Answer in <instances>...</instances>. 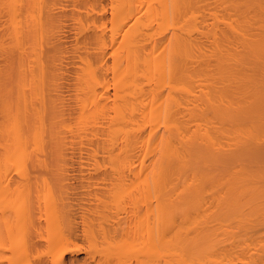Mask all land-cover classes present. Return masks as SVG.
Wrapping results in <instances>:
<instances>
[{"label":"bare ground","instance_id":"bare-ground-1","mask_svg":"<svg viewBox=\"0 0 264 264\" xmlns=\"http://www.w3.org/2000/svg\"><path fill=\"white\" fill-rule=\"evenodd\" d=\"M101 2L0 0V261L28 264L44 241L52 264L80 247L70 263L264 264V0L203 21L198 0ZM69 117L85 137L97 122L103 149L80 161L92 173L70 169L109 183L69 188L83 203L59 189L75 205L44 172Z\"/></svg>","mask_w":264,"mask_h":264},{"label":"rangeland","instance_id":"rangeland-1","mask_svg":"<svg viewBox=\"0 0 264 264\" xmlns=\"http://www.w3.org/2000/svg\"><path fill=\"white\" fill-rule=\"evenodd\" d=\"M76 1L81 3L83 0H76ZM102 1H103V3H102V2H101V3H102V4L105 3V5H106V6L104 5V6H105V7L103 8L104 11H103V9H102V11H103V12H106V14H108L109 8H108V6H107L105 0H102ZM198 1H199L198 3H200V5H198V6L200 7V9H204V8H206L205 6L208 5V6H209L208 9H211L212 7H210V6H213V8H212L213 11H215L214 9L217 10L218 6H220V4H221V0H219V2H218V0H198ZM202 1H203V2H202ZM210 2H211V3H210ZM222 3H223V1H222ZM201 5H202V6L204 5V8H203ZM214 5L216 6V8L214 7ZM223 5H224V4H222L220 7L222 8ZM220 7L218 8L219 13H220V10H223V9H224V8L221 9ZM223 7H224V6H223ZM105 9H108V10H105ZM200 9H199L200 12L198 13L200 16H199V18H198V17H197V18H198V19H201V20L203 21V19H202L203 15H202V14L204 13L205 10H206V13H207L208 9L206 8V9H204L203 11H201ZM202 12H203V13H202ZM222 12H223V11H222ZM222 12H221V13H222ZM206 13H204V14L207 15ZM106 14L103 13V16H105ZM205 15H204V17L207 18V19L205 18V20H208V15H207V16H205ZM201 16H202V17H201ZM204 17H203V18H204ZM209 20H210V19H209ZM205 22H206V21H205ZM89 23H90V21H89ZM89 28H90V27H89ZM89 28L87 27L88 30H89ZM90 29H91V28H90ZM89 31H90V30H89ZM80 44H81V43H80ZM80 44L78 43L77 45L80 46ZM44 45H45V44H44ZM70 50H71V49H70ZM69 55H72V54L69 53ZM194 63H195V62H194ZM192 64H193V63H192ZM103 70H104L103 72H107V73L109 72L108 70H107V71H106L105 69H103ZM71 81H72V80H70V82H71ZM71 83H72V82H71ZM65 84H66V83H65ZM67 85H68V84L64 85L65 87L62 88V89H64V94H65V91H68V93L74 91V87H73V89H72V86H73L72 84H71L72 86L70 85V89H69V86H68L67 89H65V88L67 87ZM109 87H110V88H109ZM109 87H108L107 90H110V89H111V86H110V85H109ZM71 89H72L73 91H72ZM64 97H65V96H64ZM66 99H67V100H66ZM70 99H71V101H74V100H72V99H73L72 96H71L70 98H69V96H68V98H67V96L65 97V102L67 101V102L65 103L66 106H68L67 103L70 102ZM68 100H69V101H68ZM74 102H75V101H74ZM185 102H186V101H185ZM189 103H190V102H189ZM70 104H71V103H70ZM72 104H73V105H72ZM72 104L70 105L71 107L75 105L74 103H72ZM66 106H65V108H67ZM66 117H67V116H66ZM69 118H70L71 120H70ZM69 118H68V119H67V118H65V119L63 118V119L65 120L64 123H66V124H68V126H72V128H74V127H75V126H74V122H72V121H74V120H72V119H74V118H72V117H69ZM66 119H67V120H66ZM68 120H70L72 123H71L70 121H68ZM67 121H68L69 123H68ZM98 122H99V121H98ZM70 123L73 124V125H69ZM95 123H97V122H95ZM95 123H94V124H95ZM94 124H90V125H91L90 128L93 129V130L90 129V131H93L95 134L93 133V135H92V132H87V131H86L87 134H89L88 137H85V136H87V135H85V134H86V133H85V130H84V131L81 130V131H83V132H81V131L77 132L78 130H76V129L74 128V130L76 131V132H75L74 130H72V128H70V130L68 131L67 128L69 129V127L64 128L65 130H64V129H63V130L61 129V130H62V131H61L62 133H63V132H64V133L66 132L65 134L63 133L64 135H61L62 138H65V139H63V140H64L63 143L65 144V145L63 144V146H64L65 149L62 148L63 150H62V149L59 150V154L57 153L58 155H56V156H57V158H58L59 155L62 154V153L64 154V152H65L64 150H66V152H65L64 155H65L66 158H69V159H68L69 161L71 160L72 162H71V161H70V162H69V161H66V159L63 158V156H64L63 154H62V157H61V155H60V157H61L62 159H65V161H64V160L60 161L61 158H58L57 160H54V161H53V159L56 158L55 156H54V158H53V156H52V158H51V157H46V156H45L47 159H48V158H51V159H52L51 161H53V163H51V161H50V159H49L48 164L50 163V165H47V169L44 168V169L47 170V171L45 170L44 172H49L50 175L52 174V175L50 176L51 178H49V179L54 178V179H52V180L50 181V182H52V183H50V185H52L53 183H54V184H55V183H56V184H57V183L59 184V186H58V184H57V185L55 184V185H52L51 187H52V188H55V187H56V189H54V190H56V191H57V190L59 191V189H60V191H61L62 189L65 190L64 188H65V187H66V188L68 187V188L65 190L66 192H65V191L62 192L63 190L61 191L63 194H64V193H67V194H64V196L67 197V198H68V196H66V195H70V196L72 195L71 197L74 198V192H75V194H76L75 196H77V195L80 193L81 196L79 195V197H81L82 199H83V196H84L83 192H87V191H89L90 194H91V193L94 194L95 191L98 192V191L100 190V191H99L100 193H101V192L105 193V192L107 191L108 186H109V183H104V180H102V179H100V178H98L99 180H97V181H99V183H100V181H101L100 185H99V183L97 184V181L95 180L96 182L91 181V183H92V182L94 183V184L92 183V186H91V184L89 185V183H88L87 181L85 182L84 180H81V179L77 178V177L79 176L78 173H80V175H81V172H82V174L85 173V171L83 172V169H84V168L86 169V171H87V170L90 171V173L93 172V170H92L93 167H92V166H90V168H91V170H90V169H88V168H89V165H84V168H83L82 166L79 167V166H80L79 164H80V161H84V160L86 161V160H87V159H86L87 156H90V155H88V150H89V152H91L90 149L95 147V145H94V147H92L93 144H95V142H93V141H97V139H98V141H97L96 145H98V148H99V151L97 152V154H98L97 156L101 159V154H100V153H102V152H100V151H101V150L103 151V149H100V148H101V147H100L101 145H99V144H101L100 142H102V139H101L102 137H100V136L98 135V134L101 133V131L96 130L97 132H95V128H97V127H96ZM96 125H97V124H96ZM93 126H95V128H93ZM88 127H89V124H88V126H87L85 129H86V130H89ZM66 130H67L68 132H67ZM100 130H101V129H100ZM137 130H139V131H137ZM137 130H136V132H138V136H139V134H140V130H142V129H137ZM70 131H71V132H70ZM98 131H99V133H98ZM69 132H70V133H69ZM136 132H135V133H136ZM62 133H61V134H62ZM68 133H69V134H68ZM78 133H79V134H78ZM81 133H83V135H81ZM96 133H97V135H96ZM90 134H91L93 137H92ZM65 135H67V136H65ZM76 135H77V137H76ZM78 135H79V136H78ZM84 135H85V136H84ZM95 135H96L97 137H96ZM100 135H101V134H100ZM135 135H136V136H135L134 138L137 137V134H135ZM72 136H73V137H72ZM74 136H75V137H74ZM82 136H83V137H82ZM89 136H91L93 140H90L91 137H89ZM94 136H95V137H94ZM98 137H99L101 140H100ZM66 138H67V139H66ZM89 138H90V139H89ZM95 138H97V139H95ZM72 139H73V140H72ZM75 139H76V140H75ZM68 141H71V142L68 143ZM89 141H90V142H89ZM65 142H66V143H65ZM85 142H86V143H85ZM98 142H99V143H98ZM75 143H76V144H75ZM92 143H93V144H92ZM118 143H119V142H118ZM66 144H67V145H66ZM91 144H92V146H91V148H90V146H88V145H91ZM69 145H70V146H69ZM75 145H76L78 148H75V147H76ZM84 145H85V146H84ZM87 146H88L89 149L87 148ZM133 146H134V145H133ZM135 146H136V147H135ZM135 146H134V147H131V148H132L131 150H130V148H129L130 153H131V154H132V152L134 153V154H132L133 156H135V155L138 153V150H139L138 147H137V145H135ZM61 147H62V146H61ZM83 148H85V149H83ZM102 148H103V147H102ZM75 149H76V150H75ZM137 149H138V150H137ZM69 150H70V151H69ZM79 150H80V151H79ZM136 150H137V151H136ZM60 151H61V153H60ZM62 151H64V152H62ZM80 152H81V153H80ZM48 153H49V151H48ZM48 153H47V154H48ZM78 153H79V154H78ZM105 153H106V152H105ZM49 154H50V153H49ZM90 154H91V153H90ZM51 155H52V154H51ZM71 155H72V156H71ZM85 155H86V156H85ZM39 156H40V157L42 156V155H40V152H39ZM67 156H68V157H67ZM74 157H75V158H74ZM46 158H45V160L47 161ZM80 158H83V159L80 160ZM133 158L136 159V156L133 157ZM42 159H43V158H42ZM72 159H73V160H72ZM135 159H134V160H135ZM58 160L60 161V163H62L63 161H64L65 164L68 163V162H69V164L71 163L70 165H69V164H66L67 166L65 165V166L67 167V169H68V168H69V169L67 170V169L63 168L62 164H60ZM101 160H102V159H101ZM55 161H58V163L61 165V166H59V164H58V167H59V170H58V171H61V170H62V171L59 172V173L56 172V174H57V173L59 174V175H57V176H56L55 174H53V171L56 170V169H58L57 164L54 165V162H55ZM99 161H100V160H99ZM103 161H105V160H103ZM78 162H79V163H78ZM64 163H63V164H64ZM68 165H69V167H68ZM49 166H52V167H54V168H50L51 170L49 171V169H48ZM65 166H64V167H65ZM73 166H74V167H73ZM87 166H88V167H87ZM61 167H62L64 170H63ZM70 167H73V169H75V170L78 169V170H77L78 173H75V172H76L75 170H74V172H73V171H72L73 169H72V168L70 169ZM80 168H82V169H80ZM52 169H53V170H52ZM65 170H66V171H65ZM79 170H80V171H79ZM88 171H87V173H88ZM91 171H92V172H91ZM49 173H45V174L48 175ZM72 173H74L75 175H73ZM87 173H86V174H87ZM54 175H55V176H54ZM77 175H78V176H77ZM48 176H49V175H48ZM61 176H62V177H61ZM73 176H74V177H73ZM76 176H77V177H76ZM41 177H42V175H41ZM41 177L38 179L39 181H42L43 178H41ZM45 177L47 178V179H46V182H47L48 185H49L48 177H47V176H45ZM67 177H68V178L70 177L71 180L67 179ZM72 178H73V179H72ZM56 179H57V180H56ZM58 179H59V182H58ZM62 179H63V180H62ZM73 180H74V181H73ZM80 180L84 182V183L82 182V184H83L82 187H79V188H78V189L81 188V189H80L81 191L78 190V189L76 190V187H78V184H79V183L81 184V181H80ZM54 181H55V182H54ZM56 181H57V182H56ZM64 181H65V182H64ZM72 181L74 182V184H72ZM75 181L78 182V183H75ZM79 181H80V182H79ZM69 182H70L71 184H70ZM102 182H103L104 184H103ZM38 183H40V182H38ZM44 183H45V182H44ZM85 183H86V184H85ZM87 183H88V184H87ZM45 184H46V183H45ZM60 184H61V185H60ZM75 184H77V186H76ZM84 184H85L87 187H86ZM95 184L98 185L97 188H95V187H96ZM105 184H107L108 186L106 187ZM41 185H42V183H41L40 185H39V184H36V187H37V186L39 187V186H41ZM93 185H94V186H93ZM62 186H63V188H62ZM72 186H75V187H72ZM79 186H80V185H79ZM84 186H85V188H83ZM104 186H105L106 190H105V188L102 189V187H104ZM41 187H42V188H41ZM41 187H39L38 190L41 188L42 190H41V189H40V190H41V191H44L43 188H45V185H44V187H43V185H42ZM57 187H59V188L57 189ZM89 187H90V188L93 187V188H91V189H95L94 192H92L93 190H91V191H90V190H87V191H86V188L88 189ZM69 188H71V189H73V190H74V188H75V190L77 191V193H76V191H74V192H70L71 189H69ZM90 188H89V189H90ZM99 188H100V189H99ZM84 189H85V191H84ZM96 189H97V190H96ZM40 190H39V191H40ZM68 190H69V192H67ZM73 190H72V191H73ZM102 190H104L105 192L102 191ZM39 191H38V192H39ZM58 191H57V193L59 194L60 191H59V192H58ZM78 191H79V192H78ZM61 192H60L59 196H57V201H58L59 203H61L60 201H61V199L63 198V197H62L63 194H61ZM97 192H95V193H97ZM99 192H98V193H99ZM81 193H82V194H81ZM39 194L42 195V192H39ZM41 195H40V196H41ZM82 195H83V196H82ZM60 196H61L62 198H61ZM70 196H69V197H70ZM77 197H78V196H77ZM58 198H61V199L58 200ZM35 199H36V198H35ZM35 199H34V200H35ZM39 199H41V198H39ZM65 199H66V198H65ZM70 199H71V198H70ZM74 199H75L74 202H75V201H77V202L80 201V198H78V200H77V198H74ZM82 199H81V200H82ZM37 200H38V199H37ZM37 200H36V202H35V201H34V202L37 203V202H38ZM62 200H63L62 204H64V205H66V202H67V205H73V204H74V203L71 201L72 199H71L70 201H67V199H66V201H65L64 199H62ZM68 200H69V198H68ZM39 201H40V200H39ZM69 202H70V203H69ZM39 203H40V204H39ZM39 203H38L37 205H39V206L42 205V206H43L42 201L39 202ZM41 203H42V204H41ZM71 203H72V204H71ZM79 203H83V202L81 201V202H79ZM76 204H77V203H76ZM34 205H35V206H34V209L37 211V212L34 211V214L36 213L35 216L38 214L37 217H39V218H37V217L35 218V217H34V219H35V220L39 219V221H38V220H37V221H34V219H33V221H34L35 223L37 222V223H36V227H38V225L41 224V222H42L41 220H43V218H41V216L43 217V215L40 216V215H39V212H40V211H43L44 207L41 208L42 206L39 207V206H37L36 204H34ZM74 205H75V204H74ZM36 206H37V208H35ZM38 207H39V208H38ZM40 208H41V209H40ZM39 209H40V211H38ZM111 210H112V209L109 208L108 212L111 211ZM114 210H115V209H114ZM114 210H113V212H115ZM121 211H122V210H120V212L118 211L116 214L114 213V215L117 216V214L119 213L118 216H120V215H121ZM108 212H107V213H108ZM113 212H112V213L109 212V213H110V214H113ZM40 214H42V213H40ZM122 214H123V213H122ZM33 216H34V215H33ZM89 217H92V216L89 215ZM93 217L95 218L94 221L97 220V217H96V216H93ZM111 217H114V216H111ZM40 218H41V219H40ZM114 218H115V217H114ZM114 218H110V217H109V214H108V219H109V220L114 219ZM80 221H81V218H79V222H80ZM81 222H82V221H81ZM81 222L78 224V229H79V228L81 229V227H82V223H81ZM35 223H34V225H35ZM42 223L44 224V221H43ZM37 224H38V225H37ZM80 224H81V226H80ZM34 225H33V226H34ZM39 226H40V225H39ZM42 226H43V225H42ZM80 229H79V230H80ZM78 237H82V238H78ZM78 237H77V238H78L79 240H78V239H75V240H78L80 243H78V242H76V241H74V240H72V241H74V242H76V243H78V244H81V243L83 244V242H85V241L82 240V241H83V242H82V241L80 240V239H83V236H81L80 233H79V234H78ZM42 245H44V241H43V244H42ZM42 245L37 247V249H39V247H41L40 249H42V250H41L42 253H41V251H40V252H36V253H38V254H37V255H38V256H37L38 258L36 257V255H35V257H34V255H32V256L34 257V260L32 259L33 257L30 256L31 258L29 257L28 260L31 261V262H29L28 264H31V263L35 264V263H36L35 261H37V259H38V261H41V259H43V258L48 259V258L52 257L51 255L48 256V258H47V256H45L46 253H47V252H46V248H45V246H43L45 249L42 248ZM79 246H80V245H79ZM40 249H39V250H40ZM34 252H35V251H34ZM34 252H33V254H36V253H34ZM78 252H79V253H78ZM78 252H77L76 250H75V251H72L71 253H70V251L66 252V253L64 254V256L62 257V261H59V262L57 261L58 264H59V263H60V264H63L64 262H65V264H68V263H69V264H72V262L70 263V261H69V260H70L69 257L74 256L75 254L77 255V256L75 255V257H77V258H79V256H82V255L84 256V250H83L81 247H80V249L78 250ZM39 254H42V255L39 256ZM69 254H70V255H69ZM47 255H49V254L47 253ZM78 255H79V256H78ZM44 256H45V257H44ZM39 257H40V258H39ZM39 259H40V260H39ZM46 259H45V260H46ZM50 259H52V258H50ZM50 259H48L49 262L46 260V261L48 262L47 264H52V263L54 262V261H53V262L50 263V261H51ZM73 259H74V258H73ZM73 259H72L71 261H73ZM45 260H44V262L42 261V262H39V263H40V264H41V263H42V264H43V263L45 264V263H46ZM63 260H64V261H63ZM77 260H78V259H77ZM79 260H81V259L79 258ZM81 261L83 262V260H81ZM81 261H79V262H78V261H73V264H84V263H82ZM34 262H35V263H34ZM3 263H6V261H0V264H3ZM25 263H26V262H25ZM36 264H38V262H37Z\"/></svg>","mask_w":264,"mask_h":264}]
</instances>
